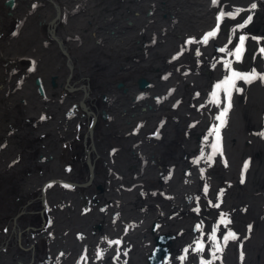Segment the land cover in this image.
Here are the masks:
<instances>
[{
  "label": "flooded vegetation",
  "instance_id": "flooded-vegetation-1",
  "mask_svg": "<svg viewBox=\"0 0 264 264\" xmlns=\"http://www.w3.org/2000/svg\"><path fill=\"white\" fill-rule=\"evenodd\" d=\"M186 1L0 0V264H264V66Z\"/></svg>",
  "mask_w": 264,
  "mask_h": 264
},
{
  "label": "rangeland",
  "instance_id": "rangeland-1",
  "mask_svg": "<svg viewBox=\"0 0 264 264\" xmlns=\"http://www.w3.org/2000/svg\"><path fill=\"white\" fill-rule=\"evenodd\" d=\"M191 1V0H190ZM189 3V2H188ZM198 2H192L189 3L191 6V9H194L192 7H199L201 5V11L199 14H197V22H200L202 26H206L209 21H210V13H209V8H208V3H200L196 5ZM255 4L256 7L254 9L251 8V5ZM239 8L241 10V15L240 18L242 20V24H245V21L249 16H251V21L247 23L249 27H243L242 31L240 29L239 34L241 36H245V42H243V45L246 47L244 51V57L241 61V68L243 71H252L254 67L262 68L264 66V52L261 51V49H264V0H240L239 1ZM199 9V8H198ZM201 17V18H200ZM203 17V18H202ZM206 17V18H205ZM209 18V19H207ZM205 19V20H204ZM185 28H191V27H196L195 25L192 26L190 24H185ZM194 28L190 30H194ZM240 35L239 36H234L233 39V44L236 43L238 45V40L240 43ZM255 38V39H254ZM253 49L256 50V52H253ZM11 207V205H10ZM9 203L8 204H2L0 205V212H7L9 211ZM78 222V219H75L73 224H76ZM59 226V225H58ZM56 226V228L58 227ZM66 228V226H65ZM58 232H56V235ZM68 238H62L60 239V244L63 246L66 244V252L67 254L66 257H70V248L68 249L67 246L73 242V234L70 232L68 234ZM64 240V241H62ZM55 242V241H54ZM57 243V242H56ZM54 255V251L52 253ZM51 255V256H52ZM14 259V258H13ZM15 260V259H14ZM60 259L57 257V264H59ZM14 263V261L12 262Z\"/></svg>",
  "mask_w": 264,
  "mask_h": 264
},
{
  "label": "snow or ice",
  "instance_id": "snow-or-ice-1",
  "mask_svg": "<svg viewBox=\"0 0 264 264\" xmlns=\"http://www.w3.org/2000/svg\"><path fill=\"white\" fill-rule=\"evenodd\" d=\"M212 2H213V4H216V3H217V0H212ZM255 7H256L255 4H252V5H251V8H252V9H254ZM239 11H240V9H237V10H236L237 13H239ZM223 15H224V14L222 13V14H221V17H222ZM228 15H229V16H232L233 14L229 13ZM221 17H218V20H219ZM233 18H234V17H233ZM250 21H251V16H249V17L247 18V20L245 21V24H242V25H240L239 27L243 28V27L246 26V24L249 23ZM218 27H219V24L217 25V28H218ZM215 34H216L215 31H213V32H209V33L204 37V41H203V42H204V43H207L208 38H209L210 36H214ZM245 39H246L245 36H241V37H240V45L237 46V48H236V53H235V54L237 55V59L240 58V57H239V53L241 52V45H243V42H244ZM254 39H255V38H254ZM229 42H230V41H229ZM222 50H223V49H222ZM261 51L264 52V49H261ZM198 54H199V52H198ZM257 75H258V74L256 73L255 69H253L250 73H247V74H241V73H236V72H234V73H232V76L228 77L227 82L231 83V85L234 87V82H233V79H232L233 77H235V78H237V79H244L246 82H251V80L257 78ZM259 78H260L261 80H264V75L259 76ZM216 87L219 88L220 85L218 84ZM237 90L239 91V89H237ZM213 95L215 96L216 93L214 92ZM225 98H226V101H227L226 106H225L224 109L221 111V113L219 114V116L216 117V119L219 120V121L221 122V125H220V126H223V124L225 123V119H224V118L227 116L228 110H229L230 107H231V96H230V93L227 92V91H226V93H225ZM220 126H217L216 128H214V129L212 130V132H214L215 135H216V137H217V143H213V145H212V147H213L214 150H218V148H219L218 140H219V128H220ZM212 132H210V135L212 134ZM260 135H261V136H264V132L260 133ZM202 155H203V151H202ZM207 159L210 161V160L212 159V156H208ZM197 162H198V161H197ZM245 168H247V164H245ZM242 182H243V181H242ZM205 190H207V189H205ZM215 206H216V207H219V205H215ZM221 216H222L223 218H226V214H224V213H221ZM228 223H231V221H228ZM199 227H200V226L197 225V229H199ZM249 230H251V226H249ZM211 239L215 240V229H213V235H212ZM229 239H232V240L237 239L235 233H233L232 231H229L228 234H227L226 236H224V240H225V241H227V240H229ZM112 243L119 244L120 241L117 240V241H114V242H112ZM196 250H197V251H203V248H202V246H200V245L198 244ZM221 250H222V249H221L219 246H217L216 251H221ZM187 251H188V249H185V252H187Z\"/></svg>",
  "mask_w": 264,
  "mask_h": 264
},
{
  "label": "bare ground",
  "instance_id": "bare-ground-1",
  "mask_svg": "<svg viewBox=\"0 0 264 264\" xmlns=\"http://www.w3.org/2000/svg\"><path fill=\"white\" fill-rule=\"evenodd\" d=\"M192 2L194 1V2H197L196 0H191ZM191 1H190V3H191ZM187 2V1H186ZM193 2V3H194ZM197 5L199 4V2L198 3H196ZM187 5H189V3L187 2ZM200 7H201V5H199ZM201 18V17H200ZM203 18V17H202ZM206 18V17H205ZM205 20V19H204ZM180 134V133H179ZM150 141V140H149ZM159 160V159H158ZM30 184V183H29ZM22 208V207H21ZM239 219V218H238ZM215 223V222H214ZM237 223V222H236ZM64 230L66 229L65 228V226H61ZM209 228V227H208ZM210 229V228H209ZM216 231V230H215ZM55 233H56V231H55ZM54 234V233H53ZM218 234V233H217ZM223 234V233H222ZM52 235V234H51ZM17 236V235H16ZM58 236V235H57ZM49 237V236H48ZM53 237V236H52ZM18 239H19V237H18ZM20 241V240H19ZM63 241V240H62ZM1 242V241H0ZM13 246V247H12ZM11 246V249H12V257L13 258H15V261L17 262L20 258H22V257H24L23 255H21V253H19L16 249V245H15V243H13V245ZM25 246V245H24ZM63 246H65L66 247V244H64ZM4 247V246H3ZM9 247V246H8ZM49 247V246H48ZM41 248V247H40ZM45 248V247H44ZM10 249V248H9ZM33 249H35V248H33ZM26 253V252H25ZM33 252H31V253H29V254H26V256L30 259V264H38V262H37V257H35V255L34 254H32ZM38 256V255H37ZM33 259H35L34 260V262H33ZM52 258H51V256H50V260H51ZM53 260V262H54V259H52ZM16 262H14V263H16ZM57 262V259L55 260V264H57L56 263ZM50 263V262H49ZM17 264H23L22 262H18Z\"/></svg>",
  "mask_w": 264,
  "mask_h": 264
}]
</instances>
